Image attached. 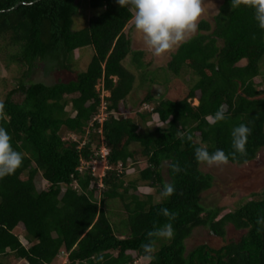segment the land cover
I'll return each mask as SVG.
<instances>
[{
  "label": "trees",
  "instance_id": "trees-1",
  "mask_svg": "<svg viewBox=\"0 0 264 264\" xmlns=\"http://www.w3.org/2000/svg\"><path fill=\"white\" fill-rule=\"evenodd\" d=\"M83 2L99 12L89 14L83 27L74 30ZM132 16L116 0H0V56L20 69L17 84L0 101V127L23 158L14 173L0 178V264H52L60 253L66 255L65 264H134L143 254L141 245L149 242L147 233L167 223L174 235L153 238L151 264H264V224L259 222L264 219V188L219 216L218 208L200 202L212 177L202 173V163L194 159L195 149L206 147L210 153L222 149L229 163L243 165L264 149V30L258 28L252 9L222 0L213 24L199 21L196 35L181 43L167 63L173 75L189 68L194 82L177 100L146 95L142 104L152 107L138 113L139 124L129 113L112 114L125 106L135 81L123 60L131 55L137 67H143L139 58L144 53L131 50L125 33ZM84 47H91L93 54L75 79L50 85L24 82L37 65L45 75L72 70L74 52ZM99 83L109 94L103 98L102 122L93 120L102 103ZM221 105L225 119L213 124L208 117ZM149 119L162 127L141 130ZM240 124L250 132L245 153H237L233 161L231 132ZM65 132L78 139L65 137ZM97 136L107 150L98 198L90 167L78 171L83 162L98 158ZM136 154L146 166L125 181L128 161L136 163ZM163 163L167 182L161 174ZM172 164L181 171L174 172ZM38 175L47 184L43 190L35 186ZM139 184L152 189L158 200L153 193L137 195ZM164 184L174 186L169 197L160 195ZM115 199L127 213L118 224L111 223L106 212ZM227 225L244 231L237 241L218 249L199 245L185 251L184 241L193 229L204 227L223 238ZM18 226L27 246L14 233Z\"/></svg>",
  "mask_w": 264,
  "mask_h": 264
},
{
  "label": "rangeland",
  "instance_id": "rangeland-1",
  "mask_svg": "<svg viewBox=\"0 0 264 264\" xmlns=\"http://www.w3.org/2000/svg\"><path fill=\"white\" fill-rule=\"evenodd\" d=\"M222 0H202V13L199 21L205 20L210 25L213 24V18L218 12V8L221 5ZM84 4V5H83ZM81 4L79 16L76 17L73 22L74 30L81 29L83 27L84 21L87 20L89 14H97L98 10H88L86 8L85 2ZM90 11V12H89ZM132 12V11H131ZM133 13V12H132ZM134 14V13H133ZM198 21V22H199ZM198 29L195 33L188 34L185 40L196 35ZM203 32V31H202ZM125 33L130 39L131 50L141 51L144 56L139 58V62L142 64V69L137 67V62H133L132 56H127L122 65L130 70L134 75L135 81L133 84V90L131 94L125 100V108L123 107L117 113H112L116 117H126L129 113V117L136 120L139 123L138 113L150 111L152 105L142 104V99L146 95H151L154 100L170 99L177 100L183 96L184 91L187 87L194 82V78L189 71V68H182L178 75L170 74L166 68L171 55L175 52L178 46L174 47L172 50L166 54L155 57L151 54V51L147 49L143 43V38L140 33H138L133 26L131 21L125 28ZM93 54L91 47H84L74 52V58L71 62L72 70L70 71H59L52 74L45 75L42 72V66L37 65L35 72L29 77L24 79V82H43L46 85L56 83L58 81L67 82L69 80L75 79L78 72L83 71ZM242 64H244L242 62ZM241 64V65H242ZM20 77V69L16 64H7L4 61V56H0V101L3 100L5 94L11 90L16 84ZM96 91L99 92L101 97V107L99 109V115L101 121L106 117L105 112V102L104 99L109 94L102 90V85L99 83L96 86ZM264 97V92L261 95ZM14 100H18V97H13ZM192 105H196L197 101L194 99L191 101ZM67 111L70 110L69 107L66 108ZM140 124V123H139ZM141 126V130L154 131L157 127H162V125L156 119H149L147 122ZM99 134V130H97ZM88 130H86L87 135ZM65 137L69 139H78L76 135L65 132ZM195 138V141H198ZM94 144L99 145L98 150H103L102 139L100 136L96 137ZM83 143V142H82ZM94 144L92 147L94 148ZM136 149L135 147H133ZM105 156V155H104ZM136 163L128 161V166L126 170V180L134 179L137 177V172L146 166V163L140 155H135ZM90 171L93 173V177L97 179L94 184L96 198L100 197V191H102L100 179L103 177L106 167V162L102 158L96 162L93 166H90ZM83 169H86L83 168ZM92 169V170H91ZM199 169L202 173L209 174L212 177L211 187L203 192L200 196L201 204L208 208H218L220 210L219 216L226 212L233 211L236 207L240 206L244 202L253 199L255 194L261 193L264 188V149L260 150L255 158L250 162L243 165H235L227 163L221 166H207L206 164H200ZM121 171L120 168H118ZM161 174L165 182L168 181L166 164L163 163L161 166ZM35 186L37 190H43L46 188L47 184L38 175L35 178ZM135 193L137 195H146L153 193L155 202L158 200V196L154 194L152 189L139 184ZM107 215L110 218L111 223L118 224L120 219L126 218V212L123 208L122 202L119 199L112 200L107 205ZM14 233L18 236L22 245L27 246L25 239L23 238L22 228L18 226ZM244 231L235 230L231 225L225 227L224 237H217L212 235L207 228L198 227L192 230L191 235L184 241L185 251L188 252L196 246L207 245L210 248L218 249L223 245L231 242L237 241ZM121 235V232L118 234ZM134 255L133 253L131 254ZM66 255L60 253L52 264H65ZM12 264H21L18 261H11ZM145 262L141 258L136 259L134 264H144Z\"/></svg>",
  "mask_w": 264,
  "mask_h": 264
},
{
  "label": "clouds",
  "instance_id": "clouds-1",
  "mask_svg": "<svg viewBox=\"0 0 264 264\" xmlns=\"http://www.w3.org/2000/svg\"><path fill=\"white\" fill-rule=\"evenodd\" d=\"M116 3L120 7H128L134 13L132 16L134 29L141 34L145 47L155 57L166 54L183 43L188 34L195 33L202 13V0H116ZM230 4L232 7H240L243 4L252 9L254 21L259 29L264 30V0H230ZM3 107L4 105L0 103V111ZM208 119L213 124L224 120V107L221 105ZM249 132L250 129L244 124L232 129L231 145L234 151L231 155L233 161L237 153L241 155L245 153ZM10 141L9 133L5 128L0 127V178L14 173L23 162L21 153L13 149ZM194 159L209 167L221 166L229 162V155L222 149L210 153L206 147H198L195 149ZM170 167L174 172L181 171L178 164H172ZM174 190L172 184H164L160 195L169 197ZM161 214L167 217L169 211L161 209ZM259 222L264 224V219ZM173 235L174 230L171 223L149 231L147 233L149 242L141 245L143 253L141 260L145 264H151L154 259L153 238L167 240Z\"/></svg>",
  "mask_w": 264,
  "mask_h": 264
},
{
  "label": "built area",
  "instance_id": "built-area-1",
  "mask_svg": "<svg viewBox=\"0 0 264 264\" xmlns=\"http://www.w3.org/2000/svg\"><path fill=\"white\" fill-rule=\"evenodd\" d=\"M99 115V114H98ZM98 115H96L95 116V118L93 119V120H99L100 122H102L101 121V119H100V116H98ZM106 154H107V150L103 147V150H99L98 152H96L95 153V155H98V158H95L94 160H92V161H90V162H83L82 164H81V166L78 168V171L79 172H81V171H83V170H86V169H83V168H87V166H93L96 162H98L101 158H102V160L103 161H105V156H106ZM105 155V156H104ZM106 162V161H105ZM91 168V167H90ZM106 168V167H105ZM92 170V169H91ZM97 187H100L99 185L97 186Z\"/></svg>",
  "mask_w": 264,
  "mask_h": 264
},
{
  "label": "crops",
  "instance_id": "crops-1",
  "mask_svg": "<svg viewBox=\"0 0 264 264\" xmlns=\"http://www.w3.org/2000/svg\"><path fill=\"white\" fill-rule=\"evenodd\" d=\"M131 21H132V20H131ZM131 21H130V22H131Z\"/></svg>",
  "mask_w": 264,
  "mask_h": 264
},
{
  "label": "water",
  "instance_id": "water-1",
  "mask_svg": "<svg viewBox=\"0 0 264 264\" xmlns=\"http://www.w3.org/2000/svg\"><path fill=\"white\" fill-rule=\"evenodd\" d=\"M25 4V3H24Z\"/></svg>",
  "mask_w": 264,
  "mask_h": 264
}]
</instances>
